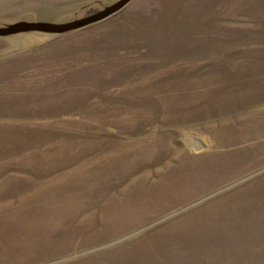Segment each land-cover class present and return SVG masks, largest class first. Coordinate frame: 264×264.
Instances as JSON below:
<instances>
[{"label": "rangeland", "instance_id": "374dc122", "mask_svg": "<svg viewBox=\"0 0 264 264\" xmlns=\"http://www.w3.org/2000/svg\"><path fill=\"white\" fill-rule=\"evenodd\" d=\"M119 1L0 0V27ZM0 264H264V0L0 36Z\"/></svg>", "mask_w": 264, "mask_h": 264}, {"label": "water", "instance_id": "95a60500", "mask_svg": "<svg viewBox=\"0 0 264 264\" xmlns=\"http://www.w3.org/2000/svg\"><path fill=\"white\" fill-rule=\"evenodd\" d=\"M132 0H121L118 3L106 8L103 11L92 14L86 18L64 24H54L46 22H18L9 27L2 28L0 27V36H9L16 33L22 32H32V31H42L48 33H66L73 30H77L83 27H86L92 23L104 20L111 15L122 10L127 4Z\"/></svg>", "mask_w": 264, "mask_h": 264}]
</instances>
